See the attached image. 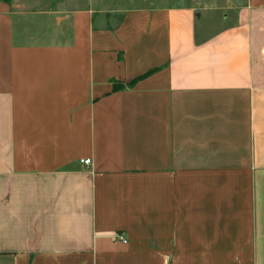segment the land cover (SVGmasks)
Returning <instances> with one entry per match:
<instances>
[{
    "label": "crops",
    "instance_id": "1",
    "mask_svg": "<svg viewBox=\"0 0 264 264\" xmlns=\"http://www.w3.org/2000/svg\"><path fill=\"white\" fill-rule=\"evenodd\" d=\"M207 2L0 0V264H264V0Z\"/></svg>",
    "mask_w": 264,
    "mask_h": 264
},
{
    "label": "rangeland",
    "instance_id": "2",
    "mask_svg": "<svg viewBox=\"0 0 264 264\" xmlns=\"http://www.w3.org/2000/svg\"><path fill=\"white\" fill-rule=\"evenodd\" d=\"M192 0H13L15 4H20L23 9L31 10H48L54 11V14H60L66 9L84 8L92 10L93 14L99 15L102 19L118 20L123 14L124 10L132 6L140 7L150 3L157 4H187ZM212 3L216 8L211 10L212 14L217 21L224 15L229 14L232 18L233 10L227 7L225 0H207ZM241 0H233L239 3ZM207 2V3H209ZM211 29L215 28V21L208 22Z\"/></svg>",
    "mask_w": 264,
    "mask_h": 264
},
{
    "label": "built area",
    "instance_id": "3",
    "mask_svg": "<svg viewBox=\"0 0 264 264\" xmlns=\"http://www.w3.org/2000/svg\"><path fill=\"white\" fill-rule=\"evenodd\" d=\"M80 161L83 162V163H85V164H88L90 162V159L89 158H86V159H81ZM115 237L116 238H119V239H121V240H123L125 242V240L122 239V237L120 235H116L115 234Z\"/></svg>",
    "mask_w": 264,
    "mask_h": 264
}]
</instances>
